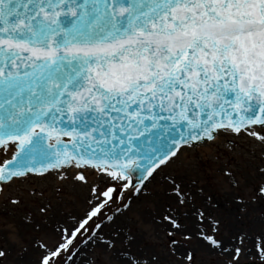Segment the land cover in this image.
Returning a JSON list of instances; mask_svg holds the SVG:
<instances>
[{"label":"snow or ice","instance_id":"1","mask_svg":"<svg viewBox=\"0 0 264 264\" xmlns=\"http://www.w3.org/2000/svg\"><path fill=\"white\" fill-rule=\"evenodd\" d=\"M205 152L264 160V0H0V264L20 235L11 210L25 189L43 194L34 181L89 192L81 215L51 226V243H34L38 264H163L158 253L120 250L121 230L106 231L161 173L177 201L154 219L166 226L171 264L207 252L264 264V243L248 247L247 232L225 241L207 209L187 230L177 173ZM222 171L232 203L264 219V164L247 192L248 177ZM50 207L24 223L41 231Z\"/></svg>","mask_w":264,"mask_h":264},{"label":"rangeland","instance_id":"2","mask_svg":"<svg viewBox=\"0 0 264 264\" xmlns=\"http://www.w3.org/2000/svg\"><path fill=\"white\" fill-rule=\"evenodd\" d=\"M194 156L195 154L186 156L185 167L177 173V179L190 201L186 208L181 209L187 213V216L182 218L187 230L195 231L197 227L196 217L193 215L195 209H207L224 222L225 231L222 239L225 241L239 232H247L248 247L255 248L257 243H264V219L261 218V210L250 207L248 212L241 213L239 206L232 203L236 190L232 188L222 171L228 165H232L238 172L248 177L244 187V191L247 192L254 179L251 173L256 166L264 164V160L260 159L259 154L256 157H233L227 153L213 159L205 152L204 159L197 165ZM164 176L165 173H161L149 185L150 196L137 200L132 210L120 217L116 224L111 225L106 231L111 233L115 229L121 230L117 239L120 250L136 257L158 253L163 264H171L167 257L170 238L166 226L154 223V219L159 220L163 217L169 207H177L175 193L172 192L171 185L163 179ZM33 185L36 191L43 194L33 197L28 194V189H25L24 205L11 210L21 228L18 240L6 245L9 248V257L5 264H38L41 253L34 243L39 239H46L51 243V238L55 235L51 226L58 221L71 223L74 216L81 215L87 208L89 192L86 188L64 187L62 191H57L60 187L57 184L34 181ZM42 204H50L51 207L46 217L47 224L37 232L25 224L23 218L31 215L35 221H43L45 217L39 212ZM129 235L134 236V239L128 240ZM180 238L177 234L176 239ZM114 264H128V261L117 257ZM198 264H224V260L215 253L207 252L201 253Z\"/></svg>","mask_w":264,"mask_h":264}]
</instances>
